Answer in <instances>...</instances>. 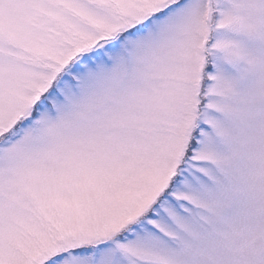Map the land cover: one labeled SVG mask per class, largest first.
I'll list each match as a JSON object with an SVG mask.
<instances>
[{"label":"snow or ice","instance_id":"6c2138e0","mask_svg":"<svg viewBox=\"0 0 264 264\" xmlns=\"http://www.w3.org/2000/svg\"><path fill=\"white\" fill-rule=\"evenodd\" d=\"M0 264H264V0H0Z\"/></svg>","mask_w":264,"mask_h":264}]
</instances>
